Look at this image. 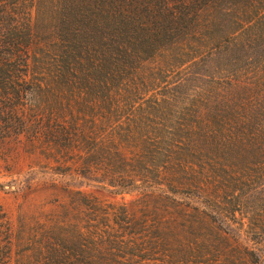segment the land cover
I'll return each instance as SVG.
<instances>
[{
    "label": "trees",
    "instance_id": "obj_1",
    "mask_svg": "<svg viewBox=\"0 0 264 264\" xmlns=\"http://www.w3.org/2000/svg\"><path fill=\"white\" fill-rule=\"evenodd\" d=\"M10 143L63 183L0 264H260L264 0H0Z\"/></svg>",
    "mask_w": 264,
    "mask_h": 264
},
{
    "label": "rangeland",
    "instance_id": "obj_2",
    "mask_svg": "<svg viewBox=\"0 0 264 264\" xmlns=\"http://www.w3.org/2000/svg\"><path fill=\"white\" fill-rule=\"evenodd\" d=\"M34 159L25 151L14 149L11 143L0 149V206L15 224L19 213L31 217L37 215L39 207H45V211L55 207V194L58 189L55 190L52 185L63 183L62 178L39 167ZM83 189L92 191L107 201H123L122 196H114L107 189L94 187ZM131 198L130 195H126L124 199ZM258 205H264V200L251 202L247 206L253 214ZM245 228L247 230L248 227ZM248 230L240 233L241 239L245 246L256 253L260 264H264V233L256 235L253 228ZM20 249L23 247L14 248L13 253Z\"/></svg>",
    "mask_w": 264,
    "mask_h": 264
}]
</instances>
